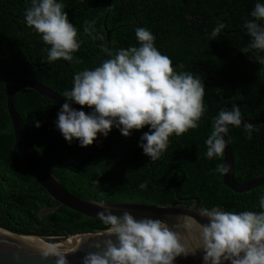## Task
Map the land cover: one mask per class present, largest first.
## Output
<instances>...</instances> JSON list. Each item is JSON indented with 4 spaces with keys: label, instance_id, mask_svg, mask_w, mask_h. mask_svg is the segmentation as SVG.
I'll list each match as a JSON object with an SVG mask.
<instances>
[{
    "label": "trees",
    "instance_id": "trees-1",
    "mask_svg": "<svg viewBox=\"0 0 264 264\" xmlns=\"http://www.w3.org/2000/svg\"><path fill=\"white\" fill-rule=\"evenodd\" d=\"M64 4L70 22L78 29L79 50L74 59L49 63L40 34L26 25L24 14L30 0H0V227L27 236H70L104 232L98 219L67 206L43 213L57 203L24 163L15 140L7 109V86L21 78L36 79L61 96L73 87L74 75L98 66L110 51L138 45L137 27L155 37V46L171 58L177 72H191L205 84V113L198 127L169 137L167 149L153 161L139 146L145 126L125 137L113 126L107 137L99 134L92 145L81 147L78 139L69 143L56 122L61 106L45 95L27 89L19 92L14 106L24 121L34 148L44 165L74 195L103 202L186 205L193 197L201 207L225 211L260 212L259 197L264 185L238 193L225 186L223 175L214 171L223 157L209 159L205 140L221 109L238 104L242 117H264V64L250 58L264 52H242L251 38L244 29L252 19L256 3L264 0H58ZM95 21L93 40L84 33V22ZM264 23V21H260ZM224 23L218 37L212 30ZM259 23V22H258ZM107 58H109L107 56ZM183 65V68L180 65ZM63 97V96H62ZM64 98V97H63ZM66 99V98H64ZM86 113L92 109L86 108ZM40 122V127L36 122ZM248 139L245 126L228 127L227 138L233 157L235 178L245 182L264 175V123ZM15 166L13 180L5 184L3 170ZM18 173V174H17ZM19 181V183H16ZM146 183V188L139 185ZM23 199L4 201L3 196L20 190Z\"/></svg>",
    "mask_w": 264,
    "mask_h": 264
},
{
    "label": "clouds",
    "instance_id": "clouds-1",
    "mask_svg": "<svg viewBox=\"0 0 264 264\" xmlns=\"http://www.w3.org/2000/svg\"><path fill=\"white\" fill-rule=\"evenodd\" d=\"M252 19H245L243 27L251 38L242 52H264V3H256L251 11ZM24 20L28 27L41 35L49 63L59 59L72 61L73 53L81 46L78 29L70 22L64 4L58 0H30ZM95 21L84 22V33L93 40H103L96 34ZM224 23L211 32L213 40L219 36ZM138 45L121 48L109 58L103 59L93 69H84L74 75L73 87L66 90V102L58 112L56 125L69 143L78 139L81 147L93 144L98 133L105 137L113 126L125 137L131 130L149 126L140 137V147L145 155L155 161L167 149L169 137L183 135L197 128L205 113V84L191 72H177L170 57L155 46V37L145 27H137ZM264 64V57L250 58ZM183 68V65H180ZM79 104L81 110L72 107ZM92 109L86 113L82 108ZM242 113L238 104L230 110L221 109L212 123V130L205 140V155L212 159L223 157L228 126L240 127ZM40 127V122H36ZM248 139L258 131L251 123L245 124ZM226 164H218L215 172L225 175ZM141 183V189L146 188ZM103 210L98 219L106 226L99 237L115 236L94 241L91 247L98 249L83 257V264H175L178 257L196 256L199 252L202 264H264V210L225 211L219 208L199 207L197 214H180L169 225L164 220L137 218L130 211L115 214L103 201L97 203ZM264 209V196L259 197ZM41 258H55V264H68L66 253L59 244L50 243L39 250Z\"/></svg>",
    "mask_w": 264,
    "mask_h": 264
},
{
    "label": "water",
    "instance_id": "water-1",
    "mask_svg": "<svg viewBox=\"0 0 264 264\" xmlns=\"http://www.w3.org/2000/svg\"><path fill=\"white\" fill-rule=\"evenodd\" d=\"M259 23L264 26V23ZM107 36L108 48L105 54L99 59L98 65L103 59L107 58V52L110 51V32L107 33ZM262 78L264 81V70ZM27 89H32L45 95L46 97L56 101L61 107L66 102V99H64L54 89L32 78H21L13 84L7 86V109L13 123L18 151L32 175L44 187L48 194L57 201L55 206L49 209H43L41 211V215L43 213L53 212L63 205L83 215L98 219V212L103 210L97 206V203L100 201L84 199L68 191L61 181L44 165L39 158L31 141L27 127L14 106L15 96L19 92ZM72 107L81 110V106L74 102L72 103ZM86 108L87 106H84L82 110H85ZM241 121L242 123L240 126H245V124L248 123L257 125L264 123V117L257 119L242 117ZM228 127H232V125H229ZM224 139L226 141V148L224 152L223 164L228 165L230 169L227 174L223 175L224 185L238 193L248 192L264 185V175L245 182H238L236 180L234 157L227 135L224 136ZM193 199L195 200V203L192 207H187L186 205H156L135 202L104 203L117 215H120L124 210H127L137 218L148 217L161 219L171 225L175 222V217L177 215L187 214L195 216L196 219L200 220L202 223H206V219L200 217L195 210H188L194 207L197 209L201 207L199 198L193 197ZM100 233L103 232L82 233L70 236H27L16 234L0 227V264H55L54 257H49L45 260L41 258L39 252L41 248L50 243L59 244L61 246L62 250L66 253L68 264H83V257L86 253L98 251V249L91 247L94 241H103L108 238H111L114 241L116 240L115 236L99 237ZM175 264H202L201 254L198 252L196 256L190 255L187 258L178 257Z\"/></svg>",
    "mask_w": 264,
    "mask_h": 264
},
{
    "label": "flooded vegetation",
    "instance_id": "flooded-vegetation-1",
    "mask_svg": "<svg viewBox=\"0 0 264 264\" xmlns=\"http://www.w3.org/2000/svg\"><path fill=\"white\" fill-rule=\"evenodd\" d=\"M14 169H15V166L12 164H9V167L3 170V176L1 179L5 182L6 185H7V183H9L10 181L13 180L14 171H15ZM16 183H19V181H16ZM19 188H20V190L12 191L9 195H4L3 200L4 201L10 200V201H18L19 202L24 197L22 190H21L22 186Z\"/></svg>",
    "mask_w": 264,
    "mask_h": 264
}]
</instances>
